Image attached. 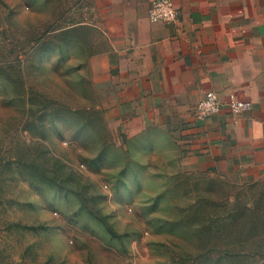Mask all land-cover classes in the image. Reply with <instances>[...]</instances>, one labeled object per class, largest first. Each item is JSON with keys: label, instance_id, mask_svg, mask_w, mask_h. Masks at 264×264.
Wrapping results in <instances>:
<instances>
[{"label": "rangeland", "instance_id": "rangeland-1", "mask_svg": "<svg viewBox=\"0 0 264 264\" xmlns=\"http://www.w3.org/2000/svg\"><path fill=\"white\" fill-rule=\"evenodd\" d=\"M75 1L0 0V264H264L263 182L110 149Z\"/></svg>", "mask_w": 264, "mask_h": 264}, {"label": "crops", "instance_id": "crops-1", "mask_svg": "<svg viewBox=\"0 0 264 264\" xmlns=\"http://www.w3.org/2000/svg\"><path fill=\"white\" fill-rule=\"evenodd\" d=\"M152 1L76 0L82 16L58 31H73V45L87 46L79 67L103 78L110 149H147L186 172L264 183V0H171L175 24L150 21ZM207 92L251 108L197 121Z\"/></svg>", "mask_w": 264, "mask_h": 264}, {"label": "built area", "instance_id": "built-area-1", "mask_svg": "<svg viewBox=\"0 0 264 264\" xmlns=\"http://www.w3.org/2000/svg\"><path fill=\"white\" fill-rule=\"evenodd\" d=\"M147 16L152 22L175 24L178 21V12L171 0H153ZM224 108L231 114H235L250 110L251 104L234 95H229L226 100H222L215 92H207L196 104L194 118L197 121H203L207 116L218 114Z\"/></svg>", "mask_w": 264, "mask_h": 264}]
</instances>
